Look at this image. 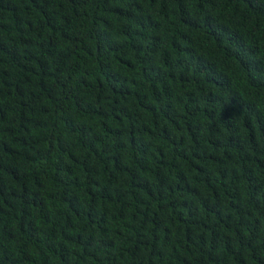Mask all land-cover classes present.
<instances>
[{
  "label": "trees",
  "instance_id": "obj_1",
  "mask_svg": "<svg viewBox=\"0 0 264 264\" xmlns=\"http://www.w3.org/2000/svg\"><path fill=\"white\" fill-rule=\"evenodd\" d=\"M0 264H264V0H0Z\"/></svg>",
  "mask_w": 264,
  "mask_h": 264
}]
</instances>
